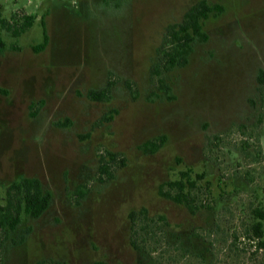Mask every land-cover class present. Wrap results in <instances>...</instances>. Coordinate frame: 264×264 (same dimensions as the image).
Returning a JSON list of instances; mask_svg holds the SVG:
<instances>
[{"label":"rangeland","instance_id":"rangeland-1","mask_svg":"<svg viewBox=\"0 0 264 264\" xmlns=\"http://www.w3.org/2000/svg\"><path fill=\"white\" fill-rule=\"evenodd\" d=\"M198 1L0 0V202L24 176L53 194L41 217L0 230V264H264L253 230L264 211V0H208L224 10L204 21L209 39L188 64L163 73L167 93L152 71L159 48ZM26 15L33 25L16 35ZM43 19L49 43L36 51ZM106 87L110 99L89 98ZM187 170L195 211L160 194Z\"/></svg>","mask_w":264,"mask_h":264},{"label":"trees","instance_id":"trees-1","mask_svg":"<svg viewBox=\"0 0 264 264\" xmlns=\"http://www.w3.org/2000/svg\"><path fill=\"white\" fill-rule=\"evenodd\" d=\"M224 10L222 5H212L208 0H199L193 4L184 14L181 21L171 23L167 27V32L159 48V61L153 67V75L157 77L159 87L170 92L171 87L166 83L163 76L164 72L172 71L178 67H184L188 64L191 54L194 50L196 41H207L209 34L204 29V21L212 14L221 13ZM33 15L24 16V22L19 27H14L16 35L25 31L33 25ZM10 26V24H9ZM43 41L35 46L36 51L44 49L49 43V33L46 21L42 20ZM259 81L264 83V70L259 74ZM7 90L0 86V94H7ZM89 98L93 100L110 99V87L101 90H90ZM112 119L111 115L106 116ZM165 143L164 137L149 140L144 144L147 151H156ZM112 161L116 160V155L109 153ZM101 170L104 174L111 175L110 163L105 157L101 158ZM169 189L161 187L160 194L172 199L177 203H183L195 211L198 207L195 205L196 200L193 191L196 190L197 180L191 176L190 171L180 172V178L170 180L166 183ZM85 186L77 189L79 197L86 195ZM53 194L49 189L44 188L42 181L38 177H21L13 181L6 190L5 202H0V230L6 234L18 229L22 221L23 214L32 218L41 217L50 207ZM256 215L260 220L253 224V230L260 239V246L264 248V211L257 209ZM23 240L24 236H20ZM42 264V263H39ZM94 264H109L104 260H97Z\"/></svg>","mask_w":264,"mask_h":264}]
</instances>
